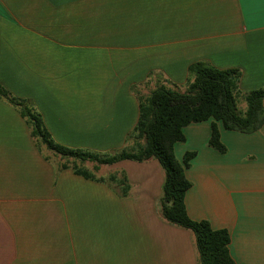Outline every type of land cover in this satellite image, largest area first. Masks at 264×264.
Segmentation results:
<instances>
[{
    "label": "crops",
    "instance_id": "crops-1",
    "mask_svg": "<svg viewBox=\"0 0 264 264\" xmlns=\"http://www.w3.org/2000/svg\"><path fill=\"white\" fill-rule=\"evenodd\" d=\"M204 62L264 87V0H0V87L41 118L62 147L112 154L130 146L139 98L185 90ZM264 105V102H263ZM212 120L174 145L187 215L230 236L235 264H264V124L252 134L216 123L226 154L208 147ZM17 109L0 100V264H198L192 233L157 210V161L61 169ZM129 185L120 196L115 176Z\"/></svg>",
    "mask_w": 264,
    "mask_h": 264
},
{
    "label": "trees",
    "instance_id": "trees-1",
    "mask_svg": "<svg viewBox=\"0 0 264 264\" xmlns=\"http://www.w3.org/2000/svg\"><path fill=\"white\" fill-rule=\"evenodd\" d=\"M240 72L236 69L219 70L207 63L197 62L188 68L186 88L177 92L158 87L150 95L138 100V119L128 136L130 146L112 154H97L71 150L55 144L45 130L41 118L24 102L18 101L0 87V100L11 105L25 120L30 136L38 148L44 147L62 159L61 169L71 168L75 175L95 180L83 164L93 163L94 171L122 161L143 163L157 161L164 171L162 194L157 202L160 216L170 225L189 230L194 238L198 264H235L229 253L230 236L227 230H213L207 221H193L185 208V194L191 183L185 176L195 157L194 152L178 160L174 145L184 143L183 129L190 124L212 120L208 147L226 154L217 122L226 131L252 134L264 124V87L242 93L239 89ZM243 100V111L237 108ZM117 183L120 196L127 195L129 185L125 176H111Z\"/></svg>",
    "mask_w": 264,
    "mask_h": 264
},
{
    "label": "rangeland",
    "instance_id": "rangeland-1",
    "mask_svg": "<svg viewBox=\"0 0 264 264\" xmlns=\"http://www.w3.org/2000/svg\"><path fill=\"white\" fill-rule=\"evenodd\" d=\"M170 90H173V91H177V92H183L184 90L177 87V88H174V87H168ZM247 93V92H246ZM244 107H245V103L243 100H238V103H237V108L239 111H243L244 110Z\"/></svg>",
    "mask_w": 264,
    "mask_h": 264
}]
</instances>
